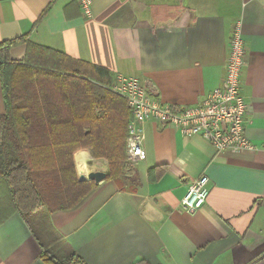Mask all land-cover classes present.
<instances>
[{"label": "crops", "instance_id": "1", "mask_svg": "<svg viewBox=\"0 0 264 264\" xmlns=\"http://www.w3.org/2000/svg\"><path fill=\"white\" fill-rule=\"evenodd\" d=\"M237 26L246 48L240 91L252 149L216 152L198 135L142 123L145 157L127 143L123 189L104 179L75 207L50 216L85 264H264V0H93L89 17L71 0L0 1V43L27 36L108 70L113 81L137 79L173 110L194 107L221 86ZM24 55V44L10 51L14 61ZM73 166L82 182L92 172L106 177L108 169L89 150L75 152ZM202 174L209 180L205 204L183 210L188 184ZM40 255L22 218L5 217L0 264H44Z\"/></svg>", "mask_w": 264, "mask_h": 264}, {"label": "trees", "instance_id": "2", "mask_svg": "<svg viewBox=\"0 0 264 264\" xmlns=\"http://www.w3.org/2000/svg\"><path fill=\"white\" fill-rule=\"evenodd\" d=\"M20 44L25 55L14 61L10 51ZM113 82L108 70L27 36L0 43V223L17 213L44 264H85L50 224L54 212L75 207L96 185L77 180L75 152L105 159V179L123 189L131 110L111 91Z\"/></svg>", "mask_w": 264, "mask_h": 264}, {"label": "built area", "instance_id": "3", "mask_svg": "<svg viewBox=\"0 0 264 264\" xmlns=\"http://www.w3.org/2000/svg\"><path fill=\"white\" fill-rule=\"evenodd\" d=\"M71 1L78 5L85 17L90 16L93 0ZM245 53L237 26L229 39L221 86L194 107L173 110L155 100L137 79L117 77L111 91L124 98L131 110V121L127 127L130 152L144 159L145 153L140 145L143 136L138 126L149 120L174 127L185 137L198 135L209 142L216 152L251 150L252 145L244 133L246 104L240 91ZM208 183L204 174L190 182L180 207L191 212L201 208L208 197Z\"/></svg>", "mask_w": 264, "mask_h": 264}, {"label": "water", "instance_id": "4", "mask_svg": "<svg viewBox=\"0 0 264 264\" xmlns=\"http://www.w3.org/2000/svg\"><path fill=\"white\" fill-rule=\"evenodd\" d=\"M79 176H82V172L78 173ZM105 179V174L101 172H92L87 175V180L92 181L95 184H98L99 182L103 181Z\"/></svg>", "mask_w": 264, "mask_h": 264}, {"label": "rangeland", "instance_id": "5", "mask_svg": "<svg viewBox=\"0 0 264 264\" xmlns=\"http://www.w3.org/2000/svg\"><path fill=\"white\" fill-rule=\"evenodd\" d=\"M108 163V162H107ZM108 170H109V165H108V169H107V172H108ZM129 174H128V169H127V165L125 164V165H123V171H122V178H121V181L123 182V185H124V183H125V181H126V177L128 176ZM75 176H76V174H75ZM121 182V183H122Z\"/></svg>", "mask_w": 264, "mask_h": 264}]
</instances>
